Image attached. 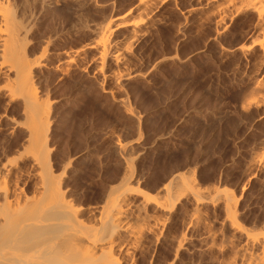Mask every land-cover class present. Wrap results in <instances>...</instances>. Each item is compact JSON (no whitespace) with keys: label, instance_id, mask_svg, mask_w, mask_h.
Listing matches in <instances>:
<instances>
[{"label":"rangeland","instance_id":"rangeland-1","mask_svg":"<svg viewBox=\"0 0 264 264\" xmlns=\"http://www.w3.org/2000/svg\"><path fill=\"white\" fill-rule=\"evenodd\" d=\"M137 1L103 0L100 7L93 2L88 3L85 8L82 7L83 10L80 8L83 12L79 11L80 9L73 12L74 16L76 15V18L74 17L76 22L72 20L73 14L69 15L71 18L68 16V19H71L70 23H67L70 19L65 20L66 15L60 22V18L55 17V14L52 16L47 10L37 11L40 16H35L39 19H34L36 24L33 25L34 28L31 27L33 31L30 30V35L28 34L30 37L26 39L31 41L26 43V53L31 60L33 57L35 59V56L38 58L48 41V47L45 49H48L49 53L46 56L49 67L43 68V71L36 70L35 72L38 71V73H34L33 82L37 94L39 93L42 97L39 94L38 96L43 100L48 99L49 109H52L46 121L48 123L45 126L46 131H44L47 135L45 155L48 157L45 159H49L46 161L50 162L49 169L51 168L49 173H53L55 178L65 173L64 177L60 175V179L57 178L60 181L61 177L64 178L61 188L63 192L66 191L64 192L66 199L70 198L69 201L74 202L72 204L76 203L78 207L85 208L96 206V203H101L108 185L115 184L124 171V162L113 148L115 140L118 138L122 142L125 141L123 143L130 142L127 144L128 146L131 144L129 154L130 158H133L131 160L135 168L133 181L135 179L139 182L138 184L134 181L133 187L137 184L143 193L153 196L155 190L167 183L172 175L182 173L187 175V178L192 177L191 179L196 181H194L195 185L197 183V188L201 190L211 188L209 195L214 193L213 196L210 195L211 201L206 197L209 199L206 201L209 202L200 205V208H195L201 210L198 213L193 208L194 202L186 198V200L184 198L180 200L184 205H179L181 204L179 202L177 204L179 207L176 206L170 213L171 217L166 215L164 219L165 214L159 211L155 214L148 211L154 217H158L161 213L162 220L159 218L160 226L156 228H163L161 229L163 233L157 230L160 231L158 237L164 238L163 241L165 238L167 240L163 242L161 239L154 238L159 242H155L154 239V241L148 240L153 241L152 243L144 241V248L142 242L137 249L133 250L136 260L132 257V261L129 259L130 264L131 262L134 264H244L243 258L244 261H248L247 263L249 261L253 263L256 258L253 255L261 252L258 251L261 250L260 247L257 249V243L263 245L264 242L262 239L264 238V167L261 170L264 164L260 169L258 166L264 160L261 157L264 151L261 144L264 120L258 121L260 114L257 110L252 108L254 111L250 109L246 112L241 111L240 108L242 85L251 77L260 78L264 73L263 69H258L261 55L257 47H252V51L247 50V47L249 48L252 44V39L246 37L249 32L244 31L249 30L253 15L250 12L240 15L235 17L232 24L228 20L226 24L218 27L217 17L211 13V9L196 12L192 16L194 18H188L190 20L184 19L183 15L185 16L190 6L197 4V0H158L157 2L155 0L153 3L156 5L152 3L151 6L154 7H151L153 11L151 10V14H148V21L145 20L146 24L144 23L145 25L143 24V28L140 29L142 35H139V29V32L137 31L136 35L141 38L138 39L136 35L129 34L132 30L128 27V29H116L115 33L113 31L111 42L115 44L112 43V48L115 45L117 49L119 48L118 50H124V53L121 50L120 53H129L125 54L127 73L137 72V76H140L138 78L134 76L135 79L132 77L133 79L131 78L128 83H119L118 87L119 84L114 81V74L119 75L118 72L124 68L117 67L110 57L103 68L99 65L98 52L88 48L97 44V38L89 31L97 23L102 24L106 17L115 18L125 14L132 16V19L137 12ZM112 5H114L113 8ZM128 11L130 12L127 13ZM128 35L136 40L132 42L131 36L129 39ZM126 40L128 43L125 42ZM49 42H51L50 45ZM122 43L123 46L124 43L128 46V50L125 48L126 45L120 48ZM234 44H238L235 47L244 45L245 52L248 51L249 54L246 53L249 56L240 54V51L239 54L238 52L233 55L226 54L227 47L230 49V46L232 48ZM59 50L61 51L58 52ZM62 51L72 55L67 57ZM70 56L74 59L73 63L68 59ZM68 60L69 67L66 64ZM252 64L257 66L251 68ZM55 65H59L62 71ZM100 69L105 73L103 71L99 73ZM82 71L87 76H84ZM125 73L126 71L123 74ZM4 80L6 81V78L4 79V76L0 74L1 87L4 85ZM3 90L6 89L3 87L0 89V188L4 189L0 190V203L5 188L8 191V188L17 186L16 191L18 190L22 196L14 191V188L9 189L11 192L8 191V197L13 191L14 197L19 195L23 199L24 195V200L27 197L28 199L33 197L37 189L34 179L39 176L33 172L39 168L38 173L43 170L41 174L43 175L44 172V169L41 170L43 164L38 168L36 165L38 163L34 161L35 166L32 163L34 158L32 159L33 154L28 144L27 121L29 123V119L25 114L24 101L20 98L22 103L19 97L9 100L10 98L7 97L10 96ZM120 100L121 102L126 100L128 108L123 107ZM128 109L141 117L140 123L137 122L139 124L134 123L133 118L127 115ZM256 111L258 114L254 118ZM257 153H261L260 158H262L260 159L262 162L258 164V159L257 162L254 161L258 156ZM42 157L44 155L41 156V160H43ZM252 162L254 166L256 164L255 167ZM33 166L38 169H34ZM217 187L222 188V191L227 188L229 194L224 195L231 193L233 201L230 200L231 197L227 199L232 203L236 201L235 203L238 204H233L237 205V209L232 204L230 207L237 210L235 214L241 225V231H233L234 227L229 226L231 223L227 220L226 216L229 215L226 209L230 203L225 202L226 198L223 201L226 196L219 195V192L223 193L222 191L218 190L215 193ZM12 197L8 199L12 201ZM14 197L13 199L17 200ZM215 197L219 200L214 199ZM3 201L6 205L3 199L0 204L1 210L4 206ZM11 201H9L10 205ZM14 204L13 202L10 207L13 208ZM185 204H187L186 207ZM190 204L193 205L189 207ZM1 205H3L2 208ZM5 207L8 208L7 205ZM178 208H180L179 211ZM190 211L198 215L194 213L192 215ZM188 212L192 217L198 216L195 218H199L200 221L197 222L193 217L194 221L188 216ZM161 221H164V225ZM189 223L192 224L189 225ZM168 228L169 230H166ZM242 230L260 243L245 235ZM165 231L171 232L167 235L174 234L171 236L185 239L184 243L181 242L183 244L181 247L184 249L181 248L179 255H175L177 258H174L172 252L175 253L173 250L176 248H173L179 240L176 241L175 239L178 238L175 237L173 239L176 242L171 241L173 239L170 236L167 238ZM210 236H213V239ZM248 240H252L255 244ZM139 247H142L144 251ZM252 256L255 258L253 259ZM250 259H253V262ZM127 261L128 259L124 263L128 264Z\"/></svg>","mask_w":264,"mask_h":264},{"label":"bare ground","instance_id":"bare-ground-1","mask_svg":"<svg viewBox=\"0 0 264 264\" xmlns=\"http://www.w3.org/2000/svg\"><path fill=\"white\" fill-rule=\"evenodd\" d=\"M157 1L158 0H156V2ZM92 2L94 5L100 7V5H102L103 3V0H88V1L86 0H0V74L4 76V79L6 78V81L4 80V82L6 83V86H4L5 83L3 82L4 85H2V87L3 89H6L5 91L10 96V97H7V98H10L9 100H11V98L14 99L15 97L17 98L19 97L18 99L21 98L24 101L23 103V101L20 99V101L24 105L25 114L27 118L29 119V123L27 121V124H29L27 125L29 126V128H27L29 131L28 144L31 149V154H33L34 156V157L32 156V159L34 158L32 163L34 164V161H35V163H38L36 164L38 165L37 166L38 168L39 166L41 167L42 164H43L42 167H44V168L41 167V170L44 169L43 175H41L43 170L42 171L40 170L41 172L38 173L40 168L38 169L37 167H34L35 164L33 166L34 169L35 168L38 169V170L36 169L38 172L36 171L33 173H37L39 175L38 178L34 179L38 182L36 181L34 182V185L35 183H37L35 185L37 189H35L36 190L35 195L32 194L33 197H30L29 199L27 197V199L24 200V195H23V199H22L21 193H18V190L16 191V187H17L16 185H14L16 187L13 186L15 189L14 188L12 189H14V191H16L21 197H19V195L17 194H16L17 196L14 197V191L12 194H10V196L12 195L14 198H17V200L18 198L19 200L21 198L22 199L20 200L21 203L19 202V200L17 201L13 199L12 196H11L12 201L11 199L10 200L8 199V198H11L10 196L8 197L9 195L8 191L12 189L8 188V191H7V188H5V190L2 192V193L5 192L4 194H2L3 196L2 195L1 196L6 201V205L8 208L5 207L6 205H5V202L3 201L4 206L1 205V208L3 206V209H6V210L0 209V264H126L124 263V261L126 262L127 259H128L127 263L129 262V259L130 261H132L131 259L134 258L133 250H135V248L137 249L138 248L137 246L141 245L142 242H143L142 244V247H143L144 241H147V243H149L150 241L148 240H153L154 238L155 239L158 238V240L161 239L158 237V235L160 231H162L161 229L163 228H159V229L156 228L159 225L158 221L161 219V216H160L161 213L165 214V216L163 215L165 219V217H167L168 215H170V213H172V211H174L176 206L179 207V205H184L183 203L180 202V200L183 198L184 199L186 198L189 201L191 200L192 203L194 202L195 206L193 204H190L189 207L193 205V208L195 209L199 207L200 205L208 203L209 201L207 202L206 199L207 198L210 199L211 196L214 195V193L213 195L210 193L211 196L209 195V190H211V188L210 189L206 188L207 190H204L205 188L202 190L200 188H197L198 187L196 186L197 183L195 185L196 181L191 179L192 177L187 178L188 176L186 175L187 176L186 177L182 173H176L172 175L167 181V183L165 184L162 183L163 185H160L161 187H159L157 190L154 189L156 191L155 195L153 194L154 190L153 192H151L153 196L147 194L146 192L143 193L140 190V188L137 187L138 186L137 184L134 185L136 187L132 186V184L135 181V179L133 181L135 168H134V164L132 161L133 158H130L131 155L129 154L131 150L130 149L131 144H129L128 146L127 143H130V142L123 143L125 141L122 142L118 138L117 140H115L116 142H114L115 144L113 145L114 146L113 148L115 149L114 151L117 152V154L121 156V159L124 162V165H125L124 171L122 173V176H120L121 178L117 182H115V184L113 183V184L108 185L107 190L105 191L106 193L103 196V199H101L102 201L100 200L101 203L99 202L98 204L96 203V206L95 205H93V207L86 206V208L84 206L78 207L76 203H75L76 206H74L75 204H72L74 202L71 203V200L69 201L70 198L69 199L67 198L68 200L66 199V197L64 196V192L66 191L64 190L63 192L61 188V184L62 185L64 184L61 182L64 179L62 177L65 176V175L63 176V174L65 173L60 174L62 176L61 181L58 180V178L60 179L59 177L60 175L57 176L58 178L57 177L55 178L54 177L55 175H52L53 173H49V170L51 168L49 169L50 162L46 161L49 159H45L48 157H46L45 155L46 149H47V146H46L47 145V138H46L47 135L45 134L46 132L44 133V131H46L45 126L48 125L46 121L49 119V115L51 113L50 111L52 109L51 110L49 109L50 103L48 99H44L45 100L44 101L42 98H40L42 96L39 93L38 94L40 95V97L38 96L36 86L34 85V82H33V75H35L34 73L36 74L38 73V71L35 72L36 70L41 69L43 71L44 70L43 68H46L47 66L49 67L48 62L46 63V60H47L46 56L49 53H48V49H45V47L46 48L48 47L47 46L48 41H46V44H45L46 46L42 49L43 52H41L39 57L37 56L38 58H36L35 56V59H34L33 57L32 58L33 61H32L30 59L31 57L30 58L27 57L28 53H26L27 52L26 43L28 44V42H31V41L26 40V39L27 37L28 38L30 37L28 36V34L30 33V30H32L31 27L34 28L36 24V23L34 24V19L37 17V15L40 14L39 12L41 11L45 12V10H47L49 11L48 13L52 14V16L53 14H55V17L60 18V22L64 20V16L66 15L67 18L65 17L66 18L65 20L68 21L71 18V16L69 15H72L73 12L77 11L78 9L82 7L85 8L86 4L88 3L90 4ZM137 2H138L137 10L135 8L133 9L134 11L136 10L137 12L135 11L136 14L134 13L135 16L132 19H131L132 16L125 15V14H124L125 16L123 15V16H118L115 18L114 17L111 18L110 16L109 18L106 17L107 19L105 18L106 20L104 19L105 21L103 20L104 22L102 21V24L97 23L96 26L95 25L93 26L94 27L93 29H91L90 31L88 30L89 33H92L91 35L97 38V41H96L97 44L96 43L95 44L98 47H96L95 45L94 46L92 45V46H88V48L91 50L93 49V51H95L96 53L98 52L97 57L99 58L98 59L99 65L103 68L104 63L106 62L108 57H110V59L116 64L117 67L124 68V70L121 69V72L119 71L121 75L119 72H118L119 75H116V73L114 74L115 75L114 81L115 83L117 82L118 84L119 83L125 84V82L127 83L130 82L131 78L133 77L135 79L134 76H137L138 73L137 72L127 73V70H126L127 64H126L125 58H126V55H128L129 53L128 54L125 53L126 55L120 53L121 49L118 50L119 48L117 49L115 45H114L115 48L114 47L112 48V43L114 42H111V38H112L111 36L117 31L116 29H120V28H126V29L129 28V30L130 29L132 30V32H129V34L132 33L133 36L136 35L137 31L139 32V30L143 28L142 25L145 23V20L148 21L147 19L148 14L149 15L151 14V10L154 7V6L152 7L151 5L153 2H155V0H138ZM196 3H197L196 5H192L189 7L185 16L183 15V17H185L184 18L185 20H187L188 18H191L193 15H195L196 12H204L205 9H211V13H213L214 16L217 17L216 20H217V25L219 27L221 24L222 25L226 24L228 20H229V23L232 24L236 19L235 17H238L243 14L245 15L250 12L253 15V21L252 23H250L251 21L249 22L250 27H248L249 25L247 26L249 30L246 29L247 31H244V32H249V34H247L248 36L246 37L250 38V40L252 39L251 40L252 44L250 45L251 47L250 46L249 48L247 47V50L251 49L250 51H252V47H257L261 55L260 57L261 59H259L261 61H260V65L258 66V69L260 68L264 70V0H197ZM154 4L155 3H153V5ZM113 7L114 5H112V8ZM82 10L80 9L79 11H82ZM133 10L131 9V11ZM129 12L130 11H128L127 13ZM43 14L44 13H42V15ZM68 16L70 17L69 19H68ZM129 16H130V20H128ZM72 17L76 18V15L74 16L73 14ZM57 18L55 19L57 20ZM75 18L72 20L76 22L77 20ZM36 19H39V18H36ZM70 22H71V19L67 23H70ZM60 24L62 25V23ZM222 28L224 29L225 27L223 26ZM140 32H139V35L140 34L142 35L141 30ZM128 36L130 39L131 35H128ZM131 38H132L131 40L132 42L136 40L132 36ZM136 38H138V36ZM50 40L51 39H49V41ZM131 41H129V43H132ZM125 42H127V40ZM50 43L51 42H49V45ZM125 45L126 44L124 43V46H123V43H122L120 48L125 47ZM237 45L238 44H234V47L232 46V48L230 46V49L227 47V49L225 50L226 54L229 53L233 55L234 53L236 54L237 52L239 54V51L241 52L240 54H243L244 56L247 53L249 54L248 51H246L247 53L245 52L244 48L246 47L244 45L235 47ZM125 48H127L128 50L127 45ZM222 50L224 49L222 48ZM60 51L61 50H59L58 52ZM123 51L124 50L122 49L121 52ZM65 55L68 57V55H72V54L66 53ZM71 57L72 56H70L68 59H70L71 63H73L74 59H71ZM70 61H69V64L66 62L68 67L70 65ZM64 65H61V66H64ZM254 65L251 68L257 66V65L256 66ZM58 66H56L57 69H58ZM97 66H98V63H97ZM59 69L61 70L62 68H60L59 66ZM101 69L99 73H101L102 71L105 73V71ZM122 70H123V73L125 71L126 73L123 74ZM54 71H57V70H54ZM85 75L86 73L84 74V76ZM253 75H250V76H253ZM104 76H100V77H104ZM104 78H106V76ZM120 84L117 86L119 87ZM242 86H243L241 90L242 91L241 92L242 102L240 105L241 106L240 108L242 109L241 111L245 110L247 112L248 110L250 111V109L253 108L257 110L260 114V116L257 118L258 121H263L264 120V73L260 78L251 77ZM125 101L126 100L124 101L122 100L121 102L120 100L121 105H123V107L127 106L126 108H128V105H126ZM51 107L52 106L50 105V108ZM129 109L126 110V112L128 111L129 113L127 115L133 118L131 119L132 121L134 120V123L136 122V124H139L141 117L138 116V113L134 114ZM257 111H256V116L254 118L257 117V114H258ZM130 117L128 118L130 119ZM261 144L263 146L261 147L264 149V135H263ZM261 151L263 150L261 149ZM260 154L261 153H259L258 156L256 155L257 158L256 160H254L255 162H257V159L259 160L257 164L262 162L260 161V159L264 158L263 157L264 151H263V155H261L262 158H260ZM43 155H44V157H42L43 160H41V156ZM44 162H47V163H44ZM69 162L71 161L69 160ZM263 162L262 164L258 165L259 169L264 164ZM253 166H254V163H253ZM66 167H68V165H66ZM263 167L264 165L261 167V170ZM259 169L257 168V170ZM32 171H35V170H32ZM37 174H36V177H37ZM137 182L138 181L136 180L135 183ZM67 188L69 187L67 186ZM214 188H216V186ZM217 188L218 189L215 190V193L218 190L222 191L221 189L223 187L221 189H219V187ZM2 189L0 188L1 191ZM226 189L222 191L223 193L219 192L220 193L219 195L223 194V196H226L224 197L223 201H225V198H226L225 202L227 204L230 203L229 205H227V209L225 207V209L228 211L227 214L229 215V216H226L227 220L230 221L229 223H231L229 224V226L231 225V227H234L236 229L234 230L233 228V231H237V230L241 231L242 229L241 225L239 224L236 214H235L237 211L235 209L238 208L237 207L238 204L235 203L236 201H234L233 203L229 201L231 197V193L230 195H224L226 193L229 194ZM103 193L101 195H103ZM217 197H220V196H217ZM217 197H215L214 199H218ZM220 198L222 199L223 197H220ZM233 199L234 198L230 200L233 201ZM2 200L0 204H2ZM8 200L11 201L12 203L13 202L15 203L13 205V208L10 207L12 206V203L10 205V202ZM23 200L24 202L22 203ZM211 200L212 199H210V201ZM227 200L229 202H227ZM179 202L181 204H179ZM234 203L237 205L234 206L233 205ZM231 204L233 205V207H236L235 209L232 207L234 210L230 207ZM186 205L187 204H185V207ZM15 206L17 207V209ZM228 206L229 208H231V210L228 208ZM179 209L180 208H178V211ZM195 210L197 211V213L201 211L197 209ZM226 210L224 212H226ZM148 211H151L154 214L155 212H158V211L161 213L158 214V217H154V215L151 213L153 215L152 216L151 214H149ZM231 211H235V212H231ZM190 212H188L189 214L188 216L190 218L194 217V216L193 217L190 216L191 214L192 215L197 214L196 212L194 213V211H193L194 214L192 212L190 214ZM174 216H172L173 219H174ZM195 217H198V216H195ZM155 218H157L158 220H156ZM202 219L204 221V218ZM198 220L199 218L196 219L197 222ZM171 221H172V218H171ZM161 222L163 223L164 221H161ZM162 223H161V226L164 225V223L163 225ZM190 224L192 223H189V225ZM194 227L196 226L194 225ZM157 230H160V231H157ZM166 230H169V228ZM165 232L166 234L165 233L164 234L166 236L167 233H169V231H165ZM242 232H244V230H242ZM242 232H241V235H242ZM246 232H244L245 235L248 233ZM161 233H163V231ZM169 234L166 236L167 238H169L168 236H170L172 239L177 237L178 239H175V240L176 241L179 240L177 241V244L175 243L176 245L175 246L174 242L176 241H174V239L171 240V238L169 239V241L170 240L174 241L172 242L173 243L172 245H174V248L172 246L171 247L173 249L176 248L175 250H173L175 251V253L172 252L175 256L176 254H178L179 250L183 248L181 247L183 246L181 242L185 241V239H182L181 237H178V236L172 237L171 235H174V234H171V235ZM248 236L246 237L252 238L251 236L249 237ZM211 238L213 239V236ZM211 238L208 239L207 237L208 240H212ZM165 240L167 239L165 238ZM252 240L255 241V239L253 238ZM252 240H248V241H252ZM171 241L169 242V244L171 243ZM256 241L259 242L258 240ZM155 242H159V241L155 240ZM252 243L254 242L252 241ZM210 244H213V243H210ZM262 244L263 245H260L257 243V249L260 247L261 250H258V251H261V252H259L256 255H253V256H256V258L252 256L253 259L255 258L254 259L255 262H253V259H250L253 263H250V261L249 263H247L248 261L245 260L246 264H264V242ZM142 247H139V248L142 249ZM140 249L138 250L139 251L143 250V249L142 250ZM176 256L174 258H177ZM240 258L242 260V257ZM134 259L136 260V258ZM245 261L243 258L244 264H245ZM128 264H130V262ZM131 264H134V262H131Z\"/></svg>","mask_w":264,"mask_h":264}]
</instances>
